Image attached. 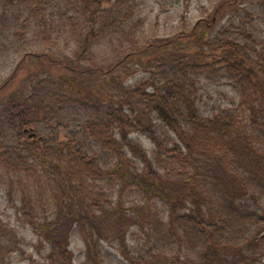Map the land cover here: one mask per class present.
I'll return each instance as SVG.
<instances>
[{"label":"trees","instance_id":"16d2710c","mask_svg":"<svg viewBox=\"0 0 264 264\" xmlns=\"http://www.w3.org/2000/svg\"><path fill=\"white\" fill-rule=\"evenodd\" d=\"M125 3L0 2L4 21L17 25L22 24L21 6L36 16L49 10L52 25L76 7L84 19L74 56L41 53L35 61L25 52L0 85V166L8 173L36 172L32 165L41 162L48 171L57 189L55 219L38 230L60 264H73L70 249L76 233L90 259L105 250L106 241L116 244L127 260L150 264L129 250L126 230L147 226L155 232L159 218L153 201L158 199L168 207L172 233L167 242L172 246L175 241L179 257H188L185 248L193 253L206 246L213 262L226 258V264H254L249 251L253 229L259 228L257 213L264 218V208L250 205L264 194V0H217L209 16L193 27L134 46L112 64H95L89 52L105 33L96 28L98 20L113 15L110 27L125 34L124 25L136 12L131 7L125 12ZM58 29L51 26V34ZM138 65L144 73L128 82L127 72L133 74ZM210 78L230 82L243 104L205 109L202 85ZM104 83L109 90L102 88ZM134 135L145 136L152 149ZM204 167L234 182L217 179L221 192L215 198L186 193L189 180L182 175L194 176ZM99 180L114 183V200L80 195ZM131 190L147 200L131 214H122L117 207H123ZM32 204L23 192L20 211L36 226V202ZM182 209L190 214L181 216ZM235 222L251 225L250 235L231 231Z\"/></svg>","mask_w":264,"mask_h":264},{"label":"rangeland","instance_id":"374dc122","mask_svg":"<svg viewBox=\"0 0 264 264\" xmlns=\"http://www.w3.org/2000/svg\"><path fill=\"white\" fill-rule=\"evenodd\" d=\"M125 1V12H129L130 7L136 10L133 17H129V23L124 25L125 34L122 30L110 27L113 15H107L106 18L98 20L96 28H104L105 33L101 35L89 52L95 64L103 66L112 64L121 53L128 52L134 46L137 47L156 38L171 37L179 30L193 27L200 19L209 16L217 0ZM0 2L3 3L4 0H0ZM31 5L32 3L29 4V6ZM21 8L24 12L21 16V25L15 24V20L4 21L2 18L4 7L0 9V85L13 73L25 52H31L32 59L38 61L39 57L37 56L41 53H51L55 57H72L78 51V34L80 24L84 20L81 16V8L76 7V11L69 10V14L64 17V20L56 18L54 25L51 24L49 10L44 15L36 16L32 15L31 10H27L25 6H21ZM24 22H27L26 26ZM51 26H60V29L53 30L54 34H51ZM56 39L57 41H55ZM133 69L135 71L133 74L127 72L128 82L136 81L144 73L142 65L133 67ZM202 86L205 109L211 110L221 106L227 108L233 104L238 107L243 104L232 84L225 79L210 78L204 81ZM102 88H107L106 91L109 90L106 83L102 85ZM134 138L145 147H152L151 142L145 136L134 135ZM32 166H35L36 172L15 173L10 170L8 173L5 168L0 166V173L3 172V175L0 174V222L2 227V231H0V264H60L59 261L53 259L50 245L38 230L39 225L47 224L55 219L53 215L57 206L56 185L50 180L46 173L48 171L43 168L41 162ZM193 173L189 176L182 175V179L189 180L185 187L186 193L192 192L206 198H215L216 192H221L216 187L217 181H219L217 179L225 178L234 182V178L231 176L221 171L216 174L208 170L207 167L201 168L194 176ZM180 189L182 190L184 187L180 186ZM23 192H26L30 197L31 204L36 202L37 210L32 212V216L38 217L36 226L20 211ZM99 194L105 195L111 201L114 200L116 194L114 183L107 180L91 181L80 192L82 197L90 200L97 198ZM145 198L137 190L127 191L123 199V207H117V210H122V214H131L133 207L138 204L142 205L147 200ZM258 199H260L259 203H257ZM153 202V208L157 210L159 218L158 229L151 232L147 226L144 228L132 226L126 230L128 231L129 250L136 259L148 260L150 264H226V258L222 262L220 259L215 262L211 261L212 254L210 251L207 253L206 246H199L198 252L193 253L185 248L182 251L187 252L188 257H179L177 252L180 249L179 247L176 249L174 246L175 241L172 245L174 248L167 242L170 240L167 234L172 229V226L170 230L168 227L170 222L168 207L160 199ZM213 203L215 205V199H213ZM250 205L254 208H264V194H258L257 200L251 201ZM215 210L220 216L222 215L218 208ZM180 211L181 216L190 214L187 209ZM226 213L229 214L228 211ZM256 221L259 223L256 225L259 228L253 229L255 238L249 252L254 264H264V218L257 213ZM234 230H239L238 236L242 234L249 236L252 231L251 225L240 227V222L234 223L231 231ZM102 244L105 250L98 257L92 256L90 259L86 255V245L82 236L76 233L72 238L70 249L73 253V264H138L137 261L131 262L123 257L116 244L111 246L106 241ZM175 250H177L176 256H174ZM214 252L216 256L217 250L215 249ZM196 254H199V257H195ZM195 258L198 262L194 261Z\"/></svg>","mask_w":264,"mask_h":264},{"label":"water","instance_id":"95a60500","mask_svg":"<svg viewBox=\"0 0 264 264\" xmlns=\"http://www.w3.org/2000/svg\"><path fill=\"white\" fill-rule=\"evenodd\" d=\"M34 136H35L34 134H31V135H30V138H33Z\"/></svg>","mask_w":264,"mask_h":264}]
</instances>
